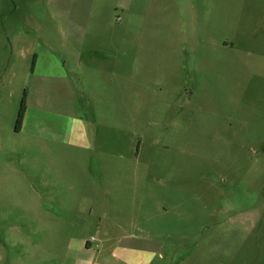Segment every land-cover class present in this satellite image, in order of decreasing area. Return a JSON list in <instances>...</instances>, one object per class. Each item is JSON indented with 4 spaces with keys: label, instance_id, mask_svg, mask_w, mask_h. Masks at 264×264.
I'll return each instance as SVG.
<instances>
[{
    "label": "rangeland",
    "instance_id": "1",
    "mask_svg": "<svg viewBox=\"0 0 264 264\" xmlns=\"http://www.w3.org/2000/svg\"><path fill=\"white\" fill-rule=\"evenodd\" d=\"M0 264H264V0H0Z\"/></svg>",
    "mask_w": 264,
    "mask_h": 264
},
{
    "label": "trees",
    "instance_id": "2",
    "mask_svg": "<svg viewBox=\"0 0 264 264\" xmlns=\"http://www.w3.org/2000/svg\"><path fill=\"white\" fill-rule=\"evenodd\" d=\"M33 65H34V61H33ZM25 111H26V100L25 98L22 99L21 104H20V109H19V113H18V117H17V121H16V130L20 131L21 129V125L24 119V115H25Z\"/></svg>",
    "mask_w": 264,
    "mask_h": 264
}]
</instances>
